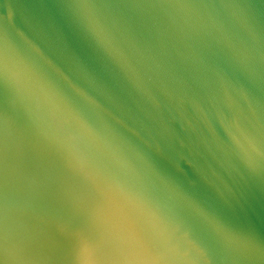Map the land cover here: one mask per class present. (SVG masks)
I'll return each instance as SVG.
<instances>
[{
  "label": "water",
  "instance_id": "obj_1",
  "mask_svg": "<svg viewBox=\"0 0 264 264\" xmlns=\"http://www.w3.org/2000/svg\"><path fill=\"white\" fill-rule=\"evenodd\" d=\"M0 264H264V0H0Z\"/></svg>",
  "mask_w": 264,
  "mask_h": 264
}]
</instances>
